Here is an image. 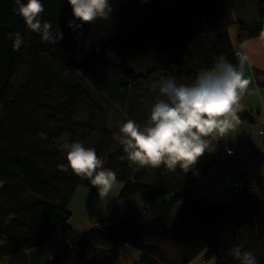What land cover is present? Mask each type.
Listing matches in <instances>:
<instances>
[{
	"label": "trees",
	"instance_id": "16d2710c",
	"mask_svg": "<svg viewBox=\"0 0 264 264\" xmlns=\"http://www.w3.org/2000/svg\"><path fill=\"white\" fill-rule=\"evenodd\" d=\"M41 2L42 21L62 32L55 45L26 27L14 11L15 0H0L1 258L47 244L54 249L65 240L66 249L52 264H102L97 254L118 243L140 252L133 264L165 261L158 244H142L134 223L141 221L139 216L84 232L70 226L68 203L76 188L97 190L71 170L57 168L67 163L61 146L81 141L122 181L118 200L172 196L181 203L170 227L160 219L146 224L180 254L176 264H190L202 253L213 264H240L233 256L235 247L253 252L264 264L263 176L255 177L254 187L239 182L230 202L214 203L193 196L191 186L197 175L213 168L215 156L206 152L189 171L177 167L172 172L121 159V145L117 153L110 150L112 136L124 122L132 119L143 127L148 120L158 93L149 89L144 104L137 94L140 83L175 77L192 84L202 68L221 59L238 68L229 10L219 0H174L168 7L164 0H109L110 19L70 28L68 21L75 18L67 0ZM252 5L257 19L235 23L239 43L264 36V0ZM15 32L26 42L18 51L9 38ZM178 42H186V58ZM145 55V66L134 62Z\"/></svg>",
	"mask_w": 264,
	"mask_h": 264
},
{
	"label": "clouds",
	"instance_id": "9594fccd",
	"mask_svg": "<svg viewBox=\"0 0 264 264\" xmlns=\"http://www.w3.org/2000/svg\"><path fill=\"white\" fill-rule=\"evenodd\" d=\"M74 20L69 27L94 24L98 19L108 20L112 12L109 0H67ZM14 11L25 22L26 27L40 35L41 40L51 45L62 40L59 28L53 29L51 22L42 21L44 5L41 0H15ZM80 24H76V21ZM13 49L26 46L20 32L9 33ZM247 57L242 58V62ZM250 80L243 71L227 61L217 60L211 67L202 68L192 84L178 83L175 77L154 79L152 90L158 93L152 104L150 115L143 127L128 119L116 137L123 148L121 159L126 158L139 167L161 168L175 172L177 167L185 172L193 168L205 155L210 142L236 131L240 118L241 101L248 90ZM44 137V134H41ZM46 138V137H44ZM66 164H58L63 172L82 180H89L100 193L107 195L115 185L116 173L104 166L92 147L81 141L61 146ZM233 256L240 264H258L251 251L233 249Z\"/></svg>",
	"mask_w": 264,
	"mask_h": 264
},
{
	"label": "crops",
	"instance_id": "0c3cea01",
	"mask_svg": "<svg viewBox=\"0 0 264 264\" xmlns=\"http://www.w3.org/2000/svg\"><path fill=\"white\" fill-rule=\"evenodd\" d=\"M219 3L227 9L222 0H219ZM229 36L230 38L233 36L237 41L238 46L233 48L236 51L235 59H237L238 69L243 71L245 78L250 80L248 90L241 101L243 107L238 113L240 124L236 131H230L227 136L210 142L207 154L215 156L213 168L204 174L197 175V179L191 186L193 196L220 204L231 201V195L235 191L231 185L232 180L238 178L241 186L254 187L255 177H264V141L256 132L258 126L264 124V64L262 60L252 58V51H255V45L259 43L261 37L239 43L236 29L232 35L229 31ZM245 56L247 59L241 63ZM244 115H248V119H242L241 116ZM227 147L235 151V157L226 155ZM73 194L68 203V210L72 216L69 224L76 232L87 231L100 223L106 225L134 216H139L141 222L145 224L160 219L166 227H170L181 205L180 202L172 200L171 196L142 202L138 196L134 195L120 200L116 198L107 215L99 212V215L88 218L96 194L80 186ZM72 219L79 220L87 228H78L74 222L72 225ZM61 244L62 242H59L54 249H50L49 244L42 245L15 253L13 256H26L27 259L22 262L23 264H52L53 257L61 250L59 247ZM64 244L63 249L66 247L65 242Z\"/></svg>",
	"mask_w": 264,
	"mask_h": 264
},
{
	"label": "rangeland",
	"instance_id": "374dc122",
	"mask_svg": "<svg viewBox=\"0 0 264 264\" xmlns=\"http://www.w3.org/2000/svg\"><path fill=\"white\" fill-rule=\"evenodd\" d=\"M225 6H227V9L229 10L230 16H232V24L229 26L230 27V35H232L235 32V23L236 21H250V20H255L257 19L258 15L256 14L255 9L253 8L252 3L255 2L256 0H222ZM174 2V0H164L163 5L169 6ZM232 38V46L235 48L237 47V41L236 39L231 36ZM252 43V42H251ZM179 49L183 56L186 58L189 50L188 46L186 45V42H178ZM256 49L253 52L252 58H256L259 60L263 61L264 64V36H261L259 39V43L255 45ZM251 58V56H250ZM221 61H224L221 59ZM134 62L137 63V65H142L145 66L149 62V57L148 55H145L143 57L136 56L134 58ZM145 68L140 69V71H144ZM25 74L23 75V78H25ZM165 78V77H162ZM140 87L137 90V94L140 95V99L144 104H146L148 97H149V91L152 89L151 82H146V83H140ZM150 89V90H149ZM0 119H1V112H0ZM120 135V133L113 134L112 139V147H111V154L117 153L120 147V144L116 137ZM123 185L122 181L116 180L115 185L112 187V189L108 192L107 195H104L99 192L97 189L96 191H93L95 195L93 202H92V207L90 212L88 213V218L92 216H97L99 215V212H102L104 215H107L106 213L114 205V201L116 198H118L119 195V190L121 186ZM89 189V188H85ZM90 190V189H89ZM92 191V190H91ZM164 197V196H163ZM172 197V196H171ZM80 204V203H79ZM78 204V205H79ZM81 208V205H79ZM101 213V214H102ZM100 214V216H101ZM74 218V217H73ZM71 224L76 225L78 228H87L85 225H82L79 220L77 221L76 219H72ZM136 225V230L139 232L141 236V242L142 244H148V245H154L158 244L161 252L165 258V261L161 260H156V264H176L179 262L180 259V254L175 250H172L169 246H167L165 243H161L155 233L152 232V229L150 226L146 225L145 223L141 221H136L134 222ZM62 242L59 247H61V250L58 251L57 255L53 257V262L56 260L58 255L66 249H63L64 247V242L66 243L65 240L60 241ZM67 246V243H66ZM116 247L108 250V251H101L97 254V261L102 264H133L134 261H137L140 258V252L134 248L130 247L128 245H125L123 243H118L115 245ZM13 256V255H12ZM8 256L5 257L4 259L1 260L0 264H23L22 262H25L27 257L26 256ZM204 254H200L197 256L196 259H194L190 264H213L211 260L205 261L203 259ZM167 260V261H166Z\"/></svg>",
	"mask_w": 264,
	"mask_h": 264
},
{
	"label": "built area",
	"instance_id": "2783aa9c",
	"mask_svg": "<svg viewBox=\"0 0 264 264\" xmlns=\"http://www.w3.org/2000/svg\"><path fill=\"white\" fill-rule=\"evenodd\" d=\"M256 132L258 133L259 137L264 141V124L261 126H258ZM226 155L230 156V157H235V151L231 148V147H227L226 148ZM231 185L232 187H234V189L239 188V181L236 180H232L231 181ZM2 186V182L0 183V188ZM1 256H0V263H1Z\"/></svg>",
	"mask_w": 264,
	"mask_h": 264
}]
</instances>
